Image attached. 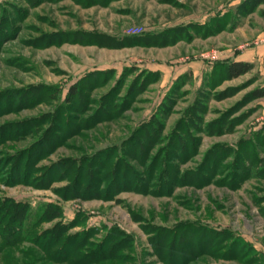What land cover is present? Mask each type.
Segmentation results:
<instances>
[{
    "label": "rangeland",
    "instance_id": "374dc122",
    "mask_svg": "<svg viewBox=\"0 0 264 264\" xmlns=\"http://www.w3.org/2000/svg\"><path fill=\"white\" fill-rule=\"evenodd\" d=\"M225 2L0 0V264H264V98L250 95L264 63L213 89L191 71L166 78L264 31L263 3L206 36L219 39L181 41L180 25ZM150 123L160 137L146 157L131 138ZM156 163L179 171L174 183L146 180ZM117 167L152 190H122ZM63 228L62 241L87 243L69 260L72 245L44 251Z\"/></svg>",
    "mask_w": 264,
    "mask_h": 264
},
{
    "label": "trees",
    "instance_id": "16d2710c",
    "mask_svg": "<svg viewBox=\"0 0 264 264\" xmlns=\"http://www.w3.org/2000/svg\"><path fill=\"white\" fill-rule=\"evenodd\" d=\"M263 3H264V0H246L238 7V9L241 13L246 14L248 12L253 11L255 8H257L258 5L263 4ZM202 28H204V30L203 29L202 30L204 31L205 35L207 36L210 33L222 31L224 28H226V26L221 24V22H215V24L208 23ZM254 69H255V64L250 63V62L225 61V60H220V59L215 60L213 62L211 71L204 74L201 87L203 88V87H206L207 84H211L210 86L213 89L216 86H218L220 84V82H222V81L237 79L241 76H244V75L252 72ZM217 76H219V78H220L219 82L214 81ZM192 78H193L192 74L188 73L187 75H184L181 77V80H182L181 82L183 84H187V83L192 81ZM77 92H78L77 87L74 85L70 90V96L71 97L76 96ZM250 95L253 99H263L264 98V86L254 89ZM68 102H69V99H68ZM101 111H102V108L100 107L96 111L95 118L99 117ZM146 127L150 128L151 131L150 130L147 131L145 128L144 129H142V128L138 129L135 132V135L131 138V145H132V142L134 144V141L136 140V136H139L140 138L146 139L148 150H145L144 149L145 147H142V146H140V148H143L144 154L147 157L149 155L148 153H150V151L152 149H154V146L158 143L157 141L159 140L158 137H160V135H157L158 137L153 135V132H155V130H156L154 124L150 123ZM151 127H153V128L151 129ZM162 128L163 127L161 124V128H159V132H161ZM157 132H158V129H157ZM173 137H174V134H173L172 138ZM176 139H180V138L176 137ZM144 144L145 143L143 142L142 145H144ZM157 164L158 163H156V165L149 167V169H147L148 170V172H147L148 179H146V180L150 181L151 183H153V181H156L155 175H156V172L159 171L161 173V178H160V180L158 179L156 181V183H157L156 186H158L157 188H161L165 185H170V184L174 183V180H172L170 178H174V176H177V175L179 176L180 175L179 171L177 169L163 168L164 166L158 168ZM96 166H100L99 167L100 169L105 170L107 168V163L105 162L102 165H96ZM144 166H145V164H144ZM131 168L132 167H127V168L117 167V168H115L116 176L110 175L109 178L111 177L110 178L111 180H119V178H123V176H124L126 178V180L124 181V184L118 185L121 187L122 190L134 189L135 191H139L143 194L148 193L150 190H152L150 182H149V184L142 183L141 178L144 175L141 172L140 173H138L137 171H135V173L132 172ZM79 171H80V173H78L77 176H78V180H80V182L82 181L81 182L82 184L87 183L89 187H92V184L97 183V181L94 180L95 173L92 171V167L90 169H86V168H83L81 166ZM85 173H86V175H85ZM126 175H129V176L126 177ZM105 176L106 175H104L103 177H105ZM130 176H132V178H134L136 180V182L133 185L130 184L131 180H132V178H129ZM85 177H86V179L89 178L88 182L85 181ZM101 177H102V175H101ZM97 180H98V183H101V182L103 183L105 179L100 180V181H99V179H97ZM173 187H175V186L173 185ZM151 192H154V191H151ZM167 193L170 194V191H167ZM66 228L68 229V227H66ZM65 231H66L65 228L60 229L58 231V233L56 234L55 238H53V239L50 238L48 247H45L44 251L48 252L49 250H52L59 242H61V245H62V246L60 245V247L61 248L64 247L62 249V251H64V249H66L72 245V251H70L68 253V255L65 259V260H69V258H71L73 256V253L75 250L77 251V250L82 249L85 246V244H87V243L85 240H82L81 243L78 244L73 239H71V237H67L65 239V241H62L61 238L65 234ZM51 256H52V254H51ZM77 256H78V258H82V260H86L90 256V254H88L86 252V253H80Z\"/></svg>",
    "mask_w": 264,
    "mask_h": 264
},
{
    "label": "crops",
    "instance_id": "0c3cea01",
    "mask_svg": "<svg viewBox=\"0 0 264 264\" xmlns=\"http://www.w3.org/2000/svg\"><path fill=\"white\" fill-rule=\"evenodd\" d=\"M246 0H226L224 5L220 7V10H217L216 12H212L209 14V17L207 19L204 18V20L199 21H188L180 25V28L185 30H188V34L190 37L181 39V41H188L190 38L193 37L192 41L195 40H202L205 39L209 40L211 38L219 39L221 34H217L215 37H206L204 33V27L208 22L215 24V22H221V24L225 25L226 27L234 26L236 23L240 27L245 24V20L249 18L246 15L248 13H241L238 9V7ZM263 4L258 5V8H261ZM187 14H184V18H188L192 11H187ZM260 15V14H259ZM220 24V23H219ZM196 28L194 33H192L191 29ZM198 28V29H197ZM203 29V30H202ZM239 27L235 31H239ZM199 30V31H198ZM235 32L231 33L234 34ZM256 42V44H255ZM225 50L220 52L219 59L225 60V61H237V62H250V63H264V31L259 33L257 37L250 43L242 44L241 46L237 47V49H233L232 45H226ZM217 51H212L211 53H214ZM218 53V52H217ZM212 69V66L209 65L207 61L204 60H192V61H186L184 62V65H182L181 70L176 73L175 75H169L171 74V71H168V76L166 73H164V77L169 79H176L178 76H181L187 71H191L194 74V77L196 81H199V84H201V79L203 75L207 72H210ZM161 72H164L165 69H155ZM196 70V71H195Z\"/></svg>",
    "mask_w": 264,
    "mask_h": 264
},
{
    "label": "built area",
    "instance_id": "2783aa9c",
    "mask_svg": "<svg viewBox=\"0 0 264 264\" xmlns=\"http://www.w3.org/2000/svg\"><path fill=\"white\" fill-rule=\"evenodd\" d=\"M255 44H256V42H255ZM205 58H210V59H212V60H218L219 59V55H218V53L217 52H214V53H207V54H204L203 55Z\"/></svg>",
    "mask_w": 264,
    "mask_h": 264
}]
</instances>
